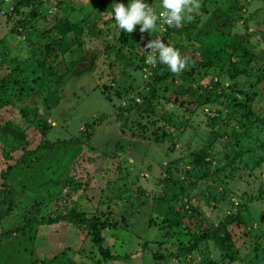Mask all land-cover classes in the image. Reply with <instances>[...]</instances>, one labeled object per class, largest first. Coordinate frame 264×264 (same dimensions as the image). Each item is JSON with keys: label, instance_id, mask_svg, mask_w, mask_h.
Returning a JSON list of instances; mask_svg holds the SVG:
<instances>
[{"label": "rangeland", "instance_id": "rangeland-1", "mask_svg": "<svg viewBox=\"0 0 264 264\" xmlns=\"http://www.w3.org/2000/svg\"><path fill=\"white\" fill-rule=\"evenodd\" d=\"M18 1L0 0V60L4 59L6 69L12 70L7 83L16 80L21 84V87L29 86L33 90L31 89V97L20 95L22 98L19 99V96L16 97L15 92L8 87L4 94L0 93V108L12 105V107L17 106L18 110H29L33 121L39 118L42 124L46 125L45 137L54 143V147L45 151L40 156L42 161L37 162L34 167L15 169L13 176L18 177L17 182H21L27 177L32 179L44 177L40 175L41 173L53 174L52 178L59 179V182L71 176L73 172L79 174V178L76 180L80 179L83 186L87 184L89 190L84 187L86 193L80 194L75 191L73 197L76 208L86 211L88 215L98 213L101 208L105 210L102 206L104 200H101V195H117V192L127 193L129 189L134 190L136 187H140L142 192L138 197L134 196L136 198L133 199L137 210L135 208L130 217L126 214L133 229L127 228L128 225L121 224L123 228L119 229V225H117L103 233L104 248L109 254L124 256V259H114L107 264H159L153 254H156L158 258H160L159 254L166 257L167 253L174 250L175 247L169 238L157 239L156 236H159V227H161L159 218H155L154 221L149 219L153 217L152 213L155 210L153 199L166 201L168 195L173 192L169 186L166 187L162 182L165 164L168 163L172 171H174L172 167L178 165L179 179L188 173L193 181L191 190L183 193V200L194 202L207 224L218 222L226 215H236L241 210L240 215L244 220L245 227L241 225L236 227L241 239L235 241L234 250L236 254L239 252L240 255L247 252L260 254L257 257L258 264H264V123L254 125L248 132L243 133L240 139L242 147L230 144L229 139L234 140V136L231 135L229 129H226L227 134L223 136L221 135L223 127H216L218 134L212 129L215 127L207 121V116L218 115V112L222 116H226L227 108L221 103L214 102L196 106L201 95L202 99L210 95L206 91L203 94V89L199 88V94L189 92L193 103L189 108L186 107L188 111L178 108L171 102L162 103L163 110L174 112L173 115L178 116L179 119L176 120L180 125L174 129L177 135L175 145L170 144L167 139L158 144L157 141H153L155 138L153 132L158 134L157 131L152 132L155 126H152L151 119L154 117L144 116L140 120L144 129L136 130L135 122L139 120L137 117L130 114L128 122L124 123L122 118L118 119L116 116L118 107L124 106L126 102L123 101L128 97L121 99L114 97L111 102L100 93L102 85L111 86L114 83L112 78L116 75H118L117 79H121L119 83L128 84V81L134 80L135 83H133L137 84L139 88H142L144 78L148 77V74L143 78L140 77V72L131 69L130 66L127 67L124 75H119L121 67L117 65L119 64L117 61L114 62V67L109 68L113 55H110V48H107L104 41L96 37L99 36L98 29L103 28L102 24L95 31L88 29L87 26L86 29L83 28L84 44L80 49L74 46L75 48L68 53L69 48L63 47L61 53L66 55L57 59L62 65L68 63L70 68L66 73L59 71L57 75H51L40 67L39 62L35 61L32 52H30L34 48H39L38 42L42 44L41 54L46 55L48 52V48L45 49V44L53 35L50 28H52L51 20L55 14L57 16L64 15L70 11L74 17L80 16L82 15L81 9L89 10L98 0H25L19 7L23 13L20 12L21 14L18 13V15L14 11L10 13ZM121 2L126 4L127 0H121ZM148 2L154 10H159V0H148ZM198 2L199 9L192 14V19L185 23L193 25L194 34H196L199 28L201 30L215 28V18L218 16L220 20L222 15L228 14L225 28L229 41L244 44L257 55L253 59L256 62L252 61L254 63H251L250 80L255 81L256 76L264 73V18L261 17L264 12V0H198ZM28 11H34V15L27 21L19 23L17 19L25 16ZM7 12L10 15L8 25L5 22ZM13 24L19 25L21 28L19 29L21 34L17 37L9 32ZM109 26H111V30H109L110 37L107 40H113L115 46L118 44L123 46L119 40L117 41V32L120 30L115 27L114 21L109 22ZM160 31L164 33V29ZM11 34L14 36V41L8 40ZM131 34L142 37L146 43L153 39L155 31L153 30L152 33L147 30L140 32L139 25H135ZM68 35L71 36V33ZM5 36L11 45V54L16 56L14 61L9 59L8 46L2 43V38ZM27 36L33 39L29 47H26ZM157 36L160 37V33ZM176 43L173 46L180 54L195 59L192 66L193 68L198 67L195 64L200 60L198 57L200 50H197V55L194 56H191L190 52L197 44L187 39L185 44L178 41ZM31 47L33 48L31 49ZM80 50L83 51V54ZM75 51L77 55H74ZM122 51L128 52V49L122 47ZM122 64L124 63L122 62ZM185 70H188L187 66ZM102 75L103 78H101ZM173 75H176L174 85H177L176 82H180V92L183 93L185 79L182 78V71L173 73ZM200 75L206 78L195 82V86L191 85L193 89L201 84L210 92L218 94L221 90L228 91L230 88V82L222 80L219 81L221 86L218 87V90H213L212 82L216 78L213 77L214 73L210 71L209 67L196 68L194 76L199 78ZM2 77L3 74L0 73V79ZM168 82V80L165 82L167 87L169 86ZM244 82H246V78ZM114 84L116 86V83ZM260 86L264 87L262 84ZM2 91L3 87L0 82V92ZM261 94L264 95V88H261L258 96ZM183 96L185 95L183 94ZM263 98L256 103L254 109L256 112L257 109L260 110L262 117H264ZM99 117H103L101 121H98ZM92 119L97 120L96 124L90 128L86 127L85 122ZM161 122H158L157 125H162ZM33 123L37 126L36 121ZM88 135L91 136L88 137ZM75 139L81 140V144H74ZM124 142L128 144L132 142V155H129L130 151L125 154L116 152L121 156H111L112 153H115V148L122 149ZM202 151L207 156L206 159L201 158ZM193 152H197L193 156L196 158L195 161L191 164L182 161L181 157L189 159L188 156ZM91 158L97 160L101 158L100 162L106 169L103 167L101 173L92 175L91 166L87 162ZM46 164L49 166V170L43 172ZM50 170L53 172L50 173ZM60 187L61 184L58 188L60 189ZM55 196L57 199L55 198V201L53 199L50 202L51 205L46 204L42 207V215L54 217L57 213H62L67 209V201L64 202L66 197L61 195L63 197L61 199L60 196ZM97 200L98 205H96ZM206 200L208 201L206 202ZM243 203H245L244 207H242ZM126 205L122 204L117 209L118 213ZM127 206L133 207L129 203ZM16 216L18 214H15ZM19 216L9 224L16 225ZM30 216H32L31 213ZM8 219L4 218V220ZM85 233V230L66 222L39 225L31 232L33 244L29 234L19 239L16 238L14 241H10V239V242L5 243L3 247L2 244L0 264H48L64 251L69 256L68 258L74 259L78 264H95L96 260H102V256L93 246L94 243L90 236L85 237ZM177 237L185 243L189 241L182 233L173 240ZM165 242L167 251L163 250L162 243ZM24 246L26 248L18 252L19 247ZM208 246H210L208 254L211 259L219 262L220 251L214 248L215 245L211 243ZM201 247L205 248V244H202ZM31 248L33 254H30ZM137 250L144 251L134 259L125 257ZM204 253L206 251L201 249L194 256L198 260L203 259L207 255ZM166 264L177 263L170 259ZM225 264H243V262L232 261Z\"/></svg>", "mask_w": 264, "mask_h": 264}, {"label": "trees", "instance_id": "trees-1", "mask_svg": "<svg viewBox=\"0 0 264 264\" xmlns=\"http://www.w3.org/2000/svg\"><path fill=\"white\" fill-rule=\"evenodd\" d=\"M24 1L25 0H19L15 8L10 10V13L14 11V13L18 15V13L21 12L19 7H21ZM111 3L112 0H98L89 10L81 9L82 15L76 17H74L70 11L64 15L59 14L57 16L55 14L52 18L53 20H51L52 28H50L53 35L45 44V49L48 48L49 53L47 52L46 55L41 54L42 44L37 41L39 48L32 49L33 47H31L32 50L30 51L35 61L39 62L40 67L54 76L57 75L59 71L63 73L68 72V68H70L68 63L62 65L57 59L60 56L63 57L66 55L65 53H61L63 47L69 48L68 53L75 47L80 49L84 44V38L82 36L83 28L86 29L87 26L88 29L95 31V29L102 24L103 28L98 29L99 36L96 37L104 41L107 48H110V55H113V59L110 60L111 64L109 62L111 65L109 68L114 67V62L117 61L119 62L117 65L122 69L119 70V75H124L128 66L135 71L137 70L138 73L140 72L139 75L142 78L145 77L144 75L148 74V77L143 80L144 84L141 86L142 88H139L137 84L136 86L134 80H131L132 82L128 81V84L119 83L121 79H117L118 75L112 78V82L116 83V86L114 83H112L111 86L102 85L103 87L100 89V93L108 101L112 102L114 97L117 99L128 97L123 101L126 102V104L118 107V112L116 114L118 119L122 118L123 122L126 123L128 122L129 115L132 114L139 119L135 122L136 130H142L144 129V125L140 120L144 116L154 117L151 119L152 126H155L152 132L157 131L158 134L153 132L155 136L153 141H157L156 143L159 144L167 139L170 144L175 145L174 143L177 135L174 129L178 128L180 125L177 124L178 122L176 120L179 118L173 115L174 112L171 113L166 109L163 110L162 103L171 102L177 105L178 108L188 111L187 108L193 103L192 97L189 96V92L191 91V93L196 94L199 92L198 89L202 88L203 94H205L204 92L206 91L210 95L205 96L204 99H202L201 95L196 106L202 103L206 104L207 102L223 104L227 108L226 116H222V114L218 112V115L213 114L212 117L207 116V121L211 126L215 127L212 129L218 134L219 132L216 127H223L221 134L223 136L227 134L226 129H229L231 135L234 136V140L229 139L230 144L242 147L240 139L243 133L248 132L254 125L257 126L264 123V117H262L261 111L257 109L256 112L254 110L256 108V103L264 97L263 94L258 96L259 91L261 92V88H264L260 86L261 84L264 85V73L256 76L255 81L250 80L252 75L251 63L256 62L253 59L257 57V55L248 49L246 45L229 41L225 28V21L228 18V14L220 15V20L218 16L215 18V28L211 27L204 30L199 28L196 34H194V26L186 24L185 22H182L179 26L170 27L163 23L162 19L157 20L153 39L160 33L161 39L172 46L176 45L177 41L181 44H185L186 39L191 40L193 43L197 44L191 49V56L197 55L196 51L200 50L198 53L200 60L195 64L198 66L196 68L209 67L210 71L214 73L213 77H215L216 80L212 82L213 90H218V87L221 86L219 81L228 80L231 84L228 91L221 90L218 94L210 92L201 84H198L197 88L193 89L191 85L195 86L194 83L203 80L205 76L200 75L199 78L194 76V70L196 68H193L192 64L195 62V59L189 56H183L186 59L188 70H182V78L185 79V86H183L184 91L182 93L179 87L180 82H176L177 85H174L176 75H173V72L165 65L160 63H156L155 65L146 63V57L149 54L146 51L150 49L144 47L147 42L144 43L145 40L142 37L118 31L117 41L119 40V43L123 46H119V44L115 46L113 40H107L110 37L109 30H111L109 22H113V20L110 19ZM156 11L159 12L160 9ZM21 13H23V11ZM33 13L34 11H28L25 16L17 20L19 23H21V21H27L29 17L34 15ZM45 15L44 13V16ZM261 17L264 18V12H262ZM6 18L7 20H5V22L8 25L10 19L8 12ZM19 29H21L19 25L13 24L9 32L17 37V35L21 34ZM161 29H164V33L160 31ZM69 33H71V36L68 35ZM12 34L8 39L10 41H14V36ZM26 38V47H29L33 39L29 36ZM2 39V43L8 46L10 50L9 59L14 61L16 56L11 54V45L6 40V36ZM122 47H126L128 52L122 51ZM80 51L81 53L83 52L82 50ZM73 53L77 55L76 51ZM122 62L124 64H122ZM0 73L3 74V77L0 79L3 87V91L0 92L1 94H4L6 90H8V87H10L11 91L13 90L15 92L16 97L19 96V99L24 95L26 97H31V87H21V84L17 83L16 80L7 83L9 81V76L12 74V70L6 69V62L4 59L0 60ZM101 78H103V75ZM245 78L246 82H244ZM167 80L169 81L168 87L165 84ZM180 80L182 82L181 77ZM15 84L17 85L15 86ZM18 86L19 88H16ZM183 94L185 96H183ZM136 99H138V101ZM13 107L9 105L5 108H0V248L2 244L3 247L5 243L14 241L16 238L19 239L26 234H29L31 243L33 244L34 242H32L31 234L33 228L42 224L52 225L54 223L66 222L79 229L85 230V237L90 236L94 243L93 246L96 247L98 254L102 256V260H96L95 264H107L114 259H124V256L121 257L116 254H109L106 248H104L103 233L105 230L114 228L117 225H119V229H121L123 228L121 224L125 226L128 225L127 228L133 229L130 226V221L129 218L127 219L126 214L130 217L131 212L136 208L133 199L138 197L139 193L142 192L141 188L136 187L134 190L129 189L127 193L117 192V195H101V200H104L102 206L105 210L101 208L98 213L88 215L86 211L76 208L75 198L73 197L75 191L76 193L77 191L80 192V194L86 193V188L88 189V186L87 184L83 186L80 179L77 181L76 179L79 178V174H75L73 171L72 175L68 176V178L64 179L62 182H59V179L52 178L53 174L50 175L48 173L40 174L44 177L35 179L27 177L21 182H17L18 177L13 176L15 169H29L34 167L37 162L42 161V157L40 156H42L45 151L54 147V143L50 142L45 137L46 125L42 124L39 118L34 120L36 121V126L30 117L29 110L23 111L24 109L18 110L17 106ZM221 117H224V119H221ZM102 118L103 117H99L98 121H101ZM96 121L95 119L91 121L87 120L85 126L88 128L93 127ZM158 122L163 124L157 125ZM181 122L183 123L182 120ZM89 136L91 135H88V137ZM77 139L74 140V144L80 145L81 140ZM132 145V142L129 144L124 142L125 147L123 146L122 149L115 148V153H112L111 156H121L116 152H124L125 154L130 151L129 155H132ZM196 153H191L188 156L189 159H186L187 157L184 156V158L181 157V159L191 164L196 159L193 157ZM200 156H202L201 158L203 159L207 157L203 151L200 153ZM100 159L91 158L87 161L91 166L92 170L90 171L92 175L101 173L104 165H102ZM178 167V165L176 167L173 166L172 168L174 171H172L169 164H165V173L162 182L166 187L169 186L170 190L173 192L168 195L169 197L166 201L161 199L157 201L156 198L153 199L155 202V210L152 213L153 217L149 219L150 221H154L155 218H159L161 227H159L160 233L159 236H156L157 239L162 240L169 238L173 241L175 247L174 250L167 253L166 257L158 252L155 253H158L160 258L156 257V254H153L159 264H166L170 259H173L177 264H225L226 262L231 263L232 261H241L243 264H258L259 261H257V257L260 256V254L247 252L240 255L239 252L236 254L234 250L235 241L241 239L236 231V227L240 225L245 227L244 220L240 215L241 210L236 215H226L218 220V222L207 224L198 206L194 202L192 203L188 200L189 203L187 205V201L183 200V193L187 190H191L193 181L188 173H186L182 179H179L180 173ZM104 169H106V167H104ZM48 170L49 166L46 164L43 172ZM84 171L87 172L86 169H84ZM52 172L53 171L50 170V173ZM60 184L61 187L59 189L58 187ZM55 195L66 197L64 202L67 201V209L62 213H57V216L55 215L54 217L42 215V207L46 204L51 205L50 202L53 199L55 201ZM69 195H71L70 198H68ZM61 199H63V197H61ZM98 200L96 205H98ZM207 201L208 200H206V202ZM128 203L133 207H128ZM122 204H127L126 207H124L125 211L123 212V209L118 213L117 209L121 207ZM244 205L245 203L242 204V207H244ZM30 213L32 216H30ZM117 213L118 215H116ZM155 213L156 215H154ZM15 214H18V216L20 215L17 224H9L10 221L17 219L18 216L15 217ZM4 218H9V221L4 220ZM179 230L182 235L189 240L188 243H185L179 237L173 240L176 236L181 235ZM174 241H177V243H174ZM19 242L20 240L18 243ZM209 243L215 245L216 247L214 246V248L220 251L221 257L219 262L211 259L208 254V249L210 248V246H208ZM162 244L163 250L167 251L165 247L166 242ZM202 244H205V248L201 247ZM25 248V246L19 247L18 252ZM201 249L205 250L206 253L204 254L207 255L203 259L198 260L194 254L199 252V250L201 251ZM255 250L257 251V248H255ZM143 251L144 250H137L125 257L134 259L142 254ZM31 253L33 254L32 248L30 249V254ZM68 257L66 251L61 252L48 262V264H78L74 259Z\"/></svg>", "mask_w": 264, "mask_h": 264}, {"label": "clouds", "instance_id": "clouds-1", "mask_svg": "<svg viewBox=\"0 0 264 264\" xmlns=\"http://www.w3.org/2000/svg\"><path fill=\"white\" fill-rule=\"evenodd\" d=\"M110 5V19L120 32L125 33L133 32L135 25H139L140 32L147 30L152 33L158 19L170 27L179 26L191 20L192 14L199 9L198 0H159V12L154 10L148 0H127L126 4L121 0H112ZM144 47L150 49L146 51L149 53L146 63L163 64L173 73L185 69L186 59L161 37L148 40Z\"/></svg>", "mask_w": 264, "mask_h": 264}, {"label": "built area", "instance_id": "built-area-1", "mask_svg": "<svg viewBox=\"0 0 264 264\" xmlns=\"http://www.w3.org/2000/svg\"><path fill=\"white\" fill-rule=\"evenodd\" d=\"M138 101V99H136Z\"/></svg>", "mask_w": 264, "mask_h": 264}]
</instances>
